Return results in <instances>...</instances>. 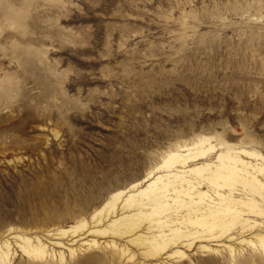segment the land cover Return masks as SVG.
Returning <instances> with one entry per match:
<instances>
[{
    "label": "rangeland",
    "instance_id": "rangeland-1",
    "mask_svg": "<svg viewBox=\"0 0 264 264\" xmlns=\"http://www.w3.org/2000/svg\"><path fill=\"white\" fill-rule=\"evenodd\" d=\"M200 138L216 146L205 158H264V0H0V240L90 222ZM242 196L238 215L264 227V196ZM113 239L73 255L49 244L51 258L12 243L10 264H264L247 243L235 260L220 246L160 263Z\"/></svg>",
    "mask_w": 264,
    "mask_h": 264
},
{
    "label": "bare ground",
    "instance_id": "bare-ground-1",
    "mask_svg": "<svg viewBox=\"0 0 264 264\" xmlns=\"http://www.w3.org/2000/svg\"><path fill=\"white\" fill-rule=\"evenodd\" d=\"M208 142L200 138L165 152L160 166L143 181L113 193L91 214L90 222L82 220L68 229L44 234L10 231L0 240V264H10L12 243L24 253L51 258L56 254L54 247L73 255L98 247L107 234L114 238L110 244L119 247L123 254L128 251L127 246L120 247L117 242L127 239L126 244L139 248L138 257H157V262L162 259L160 263L174 257L185 259L189 252L217 251L220 246L227 248L235 260L242 253L235 243L264 250V227L251 225L238 215L239 209L248 205L242 196L246 192L264 196V158L252 151L222 146L214 157L205 158L216 150ZM235 181L243 189H238ZM175 215H181L183 220H175ZM238 222L247 231L235 238L231 231ZM198 226L200 229L194 231ZM86 227V235L78 234ZM58 253L65 260V252ZM135 256L133 253L130 258Z\"/></svg>",
    "mask_w": 264,
    "mask_h": 264
}]
</instances>
